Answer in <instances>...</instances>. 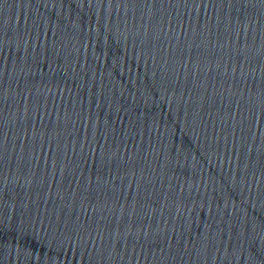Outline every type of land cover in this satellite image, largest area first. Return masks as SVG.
Instances as JSON below:
<instances>
[{"label": "water", "instance_id": "water-1", "mask_svg": "<svg viewBox=\"0 0 264 264\" xmlns=\"http://www.w3.org/2000/svg\"><path fill=\"white\" fill-rule=\"evenodd\" d=\"M0 264H264V0H0Z\"/></svg>", "mask_w": 264, "mask_h": 264}]
</instances>
